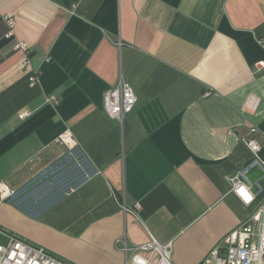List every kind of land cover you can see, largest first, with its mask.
<instances>
[{
  "label": "crops",
  "instance_id": "0c3cea01",
  "mask_svg": "<svg viewBox=\"0 0 264 264\" xmlns=\"http://www.w3.org/2000/svg\"><path fill=\"white\" fill-rule=\"evenodd\" d=\"M0 42V183L18 191L68 155L65 131L91 169L32 212L0 201V244L125 264L123 245L152 237L173 264H200L257 206L226 177L251 165L246 139L264 152V0H0ZM120 80L137 99L122 122L103 110Z\"/></svg>",
  "mask_w": 264,
  "mask_h": 264
},
{
  "label": "built area",
  "instance_id": "2783aa9c",
  "mask_svg": "<svg viewBox=\"0 0 264 264\" xmlns=\"http://www.w3.org/2000/svg\"><path fill=\"white\" fill-rule=\"evenodd\" d=\"M4 20L9 29L6 37H12L15 21L10 16L5 17ZM13 49L20 53V63L28 72L29 84L35 85L39 72L30 63L29 47L25 42L18 40L14 43ZM254 67L257 71H264V61L256 62ZM136 101V95L130 84L120 80L105 92L103 110L109 118L122 122L123 118L133 110ZM254 131L251 129V132ZM57 141L67 148L68 155L42 169L32 181L18 191H11L0 183V201L8 200L25 212H32L33 206L62 195V191L67 188L65 186L78 176V172L83 175L90 173L91 169L86 165V160L69 131L63 132ZM244 143L253 155V161L234 176L226 177V181L235 193L245 189L247 197L242 200L244 204L251 205L257 201V206L245 220L211 248L200 264H264V185L261 183L262 181L264 183V156H261V146L254 138L246 139ZM69 159L74 162L83 161L85 172L82 173L81 167L72 169ZM254 167L259 170L261 177L259 181L250 182L245 174L249 168ZM68 172L69 176L66 174ZM38 195L40 197L37 198ZM122 208L126 211L125 207ZM138 208L139 206L135 205V209ZM122 253L125 256V264H173L171 244L160 245L152 237L140 246L130 248L124 244ZM0 264L71 263L24 239L7 235L6 243L0 244Z\"/></svg>",
  "mask_w": 264,
  "mask_h": 264
},
{
  "label": "rangeland",
  "instance_id": "374dc122",
  "mask_svg": "<svg viewBox=\"0 0 264 264\" xmlns=\"http://www.w3.org/2000/svg\"><path fill=\"white\" fill-rule=\"evenodd\" d=\"M70 164H72V169H76L77 167H81V169H82V173H84L85 172V165H84V162L83 161H75L74 162V160H73V162H71ZM73 164H75V166H73ZM78 169V168H77ZM253 171H255V170H253ZM258 172V171H257ZM72 174V173H71ZM38 197H40L39 195L37 196V198ZM42 203H44V202H42Z\"/></svg>",
  "mask_w": 264,
  "mask_h": 264
},
{
  "label": "trees",
  "instance_id": "16d2710c",
  "mask_svg": "<svg viewBox=\"0 0 264 264\" xmlns=\"http://www.w3.org/2000/svg\"><path fill=\"white\" fill-rule=\"evenodd\" d=\"M8 28V27H7ZM9 30V29H8ZM8 32V31H7ZM10 41V40H12V37H6V41ZM3 45V43L2 42H0V47ZM261 156L263 157L264 156V152H262L261 153Z\"/></svg>",
  "mask_w": 264,
  "mask_h": 264
}]
</instances>
